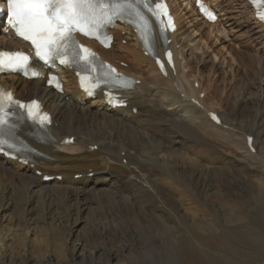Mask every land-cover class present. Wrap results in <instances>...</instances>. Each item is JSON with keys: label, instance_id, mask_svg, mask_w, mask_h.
I'll use <instances>...</instances> for the list:
<instances>
[{"label": "bare ground", "instance_id": "obj_1", "mask_svg": "<svg viewBox=\"0 0 264 264\" xmlns=\"http://www.w3.org/2000/svg\"><path fill=\"white\" fill-rule=\"evenodd\" d=\"M208 1L220 17L213 24L201 19L192 4L184 6L183 0H170L178 26L171 44L177 57L176 75L171 72L165 78L160 74L153 60L145 56L130 27L115 30L116 40L110 51L102 50L104 57L115 63H126V71L141 81L127 94V108L112 107L102 94L95 99L89 98L79 90L73 73L69 71L64 72V95L46 87L41 80L28 81L14 75L3 78L17 97L27 100L38 97L43 100L53 114L51 135L55 140L47 139L40 143L26 137L39 152L38 155H32L28 163L0 155V209H16L12 211V221L0 225L1 245L5 249L3 252L0 245V264H131L124 254L134 249L128 235L123 234L129 233V230L124 229L131 228L130 233L141 232V226L156 219L163 235L169 236L168 231L171 230L174 232L171 243L181 252L184 258L182 264H193L199 260L197 257H207L208 254L196 238L197 234L194 237L189 229L215 228L217 225L230 227L239 222L240 216H246V210L238 209L232 198V191L236 188L240 192L244 187L255 190L258 200L264 197V94L258 93L256 96L255 92H249L254 98L241 103L240 107H229L230 111L223 109L218 114L222 119L220 126L207 114L216 112L211 105L208 106L209 99L216 97L214 95L220 96L215 78L210 76L206 79L204 74L196 70L198 66H191L193 60H197L194 54L198 55L197 50H202L196 35L214 38L213 27L219 28L218 33L225 31L224 27L230 30L241 27L239 20L230 17L231 12H234L232 16L239 12V16L243 17L252 39H256L257 35L264 38V27L255 18L247 0ZM249 13H252V19L247 21L245 17ZM236 23L238 25L234 27ZM2 34L0 49L4 45L14 48L22 45V41L13 34H5V31ZM123 40H126L125 44ZM258 45L261 60L258 57L256 59L259 65L244 63L239 57L238 64H243L244 76L236 73L238 77L231 78L237 82L248 79V83L242 82L245 83L243 86L247 85L245 92L254 89L252 86L258 83L260 91L264 93V42ZM214 56L216 59L215 53ZM183 62L185 66L188 65L185 73ZM195 83H199L198 88ZM144 85H152L153 89L149 88V92L147 89L146 95H139L138 91L144 89ZM162 85L169 86L166 88ZM203 93L204 98H200ZM234 93L233 90L226 98ZM66 96H69L68 100ZM193 99L198 100L200 105L192 102ZM93 107V118H89L88 112ZM103 123L111 127L112 131L104 130ZM225 125L228 129L224 128ZM27 132H33V129L25 127L23 134ZM68 136L75 137L73 145L61 143ZM248 136L254 137L255 152L247 147ZM230 140L237 143L234 144L238 150H242L241 153L228 151L229 156L227 153L222 154V149L219 151L218 148L229 145ZM96 145L98 148L93 150ZM124 159H127L126 163ZM35 171L42 172V177L61 176L64 181L71 180L69 183L75 187L68 188L66 182L60 183L57 179L51 182L42 177L37 178ZM250 171L258 177L247 182L249 179L245 176ZM90 173H93L92 177ZM75 176L81 178L76 180ZM239 180L247 184L241 186ZM262 203L251 211L253 218L259 213L264 219V201ZM227 207L236 212L231 216L234 220L226 218ZM85 211L93 213L91 231L95 236L91 241L99 243L102 239H108L109 249L75 239L68 253L60 249L52 255L39 254L37 257L27 253V234L31 230L29 226L35 221H41L61 234L64 225L68 227L67 236L72 238L74 235L69 229L70 221L73 220L71 224H77ZM52 220L58 221V225L54 226ZM26 221L27 224L29 221L28 227H24ZM181 230H186L188 235L185 236ZM31 232L35 236L40 235L38 226L36 230L32 228ZM112 232L118 233L117 237L111 235ZM36 238L40 248L44 240L38 236ZM8 239L12 243L6 247ZM171 248H168L169 252ZM6 249L10 250L9 254L5 252ZM162 258L165 260L167 257L164 254ZM203 259L214 261L210 257Z\"/></svg>", "mask_w": 264, "mask_h": 264}, {"label": "rangeland", "instance_id": "obj_2", "mask_svg": "<svg viewBox=\"0 0 264 264\" xmlns=\"http://www.w3.org/2000/svg\"><path fill=\"white\" fill-rule=\"evenodd\" d=\"M233 13L234 12H231L230 17L236 18L237 21L239 20L242 23L241 27H239L238 29H231L230 30V28H225L223 26L225 31H223V32L220 31V33L217 32V30L219 28L213 27V28H211V30H213L214 38L213 37L212 38H205L203 36H202V38H200V36L196 35L195 36L196 40H197V42H199V47H201L202 50H197V52L199 51L198 55H197V53H196V55L194 54V56L197 57V60H193V62L191 63V66H193V68L194 67L196 68V66H198L196 68V70L201 72V74H204L206 79L211 78V77L215 78V81L219 87L220 96L214 95L216 97L210 98L209 100L211 102L209 101L208 106L211 105V107L213 109H216V111L219 112V114L222 113L223 109L226 112L230 111L232 106H235V108L240 107L241 103H244V102L248 101L249 99L254 98V96L249 94V92H251L252 94H254V92H255L256 96H258V93L261 95L264 94L263 90L260 91V89H259L260 87H259L258 83L255 85L256 87L252 86L254 89H250V90L245 92L244 89H246L247 85L243 86V85H245V83H242V82L248 83V79H246L245 81H242V82L240 80L238 82L233 81L234 78H233V80L231 79L232 77H236L237 75L238 76L241 75V77L244 76V71H243L244 66H243V64H238L239 57H240V59H243L245 61L244 63L251 62V63H255V64L257 63L256 66L259 65L257 59L260 58V60H261V54L259 52L260 46L258 44L260 42H264V38H260V35H257L256 39H252L253 37L249 36L250 35L249 28H247V24H245L243 17L241 15L239 16V12L232 16ZM249 19H252V13H249L248 16L245 17V20L248 21ZM238 23L234 24L233 26L236 27L238 25ZM230 24H233V22H231ZM256 26L257 25H255V27ZM220 28H221V26H220ZM0 35H2V34H0ZM236 40H238V42ZM235 41L237 44H235ZM122 43L125 44L126 40L122 41ZM231 43L234 46H232ZM230 48H232V49H230ZM200 51H201V54H200ZM233 51H235V52H233ZM227 52H228V54H227ZM214 53L217 55L216 59H215ZM236 55H238V57ZM226 61H227V63H226ZM213 62H215V63H213ZM182 66L185 67L183 73L187 72L188 71V65L186 64V66H185V62H183ZM208 66H210V67L208 68ZM211 71H212V73H211ZM217 73L219 76L217 75ZM236 73H237V75H236ZM261 73L263 74V72H261ZM212 74H214L215 77L212 76ZM230 79H231V81H230ZM263 79H264V76H263ZM227 82H228V84H227ZM230 83H232V84H230ZM241 83H242V85H241ZM151 86L152 85L145 86V88H144L145 91L148 89V92H149V90H150L149 88L153 89V87H151ZM163 86L166 87L165 85H162L161 87H163ZM168 86L169 85H167V87ZM227 87H228V89H227ZM223 88H225L224 91H222ZM144 89L138 91V94L139 95H143V94L146 95L148 92L146 91V93H145ZM226 89H227V91H226ZM233 90L235 91V93H234L235 95H232V96H234V98L232 96H230V98L227 97L228 98L227 99L226 96L230 92H232ZM258 90H259V92H258ZM222 92H223V94H222ZM236 92H237V94H236ZM68 93H69V91H68ZM65 99L68 100L69 96H66ZM220 102H221V104H220ZM218 105L220 106V109H219ZM221 107H222V109H221ZM229 107H230V109H229ZM170 108L171 107H169V109ZM93 112H95L94 107L91 108L88 112L89 118H91V117L93 118V114H92ZM102 126H103L104 130L106 129V131H109V132L112 131V128L109 127L106 123H103ZM224 128L228 129L227 126H224ZM231 141L232 140L229 141L230 142L229 145L224 146L225 148L224 147L218 148L219 151H221V149H222V151H221L222 154L224 153V155H226V153H227V155H229L228 151L241 153L242 150H240V149L238 150L236 148L235 144H237V143L234 141H232V142ZM66 153H70V152L66 151ZM122 154H124V152ZM125 162H126V159H125ZM34 175H35V177L37 176V178L42 177L41 172L35 171ZM89 176L92 177V175H89ZM245 177H247L249 179L247 181V182H249L251 180H254L258 176L255 172L250 171L249 173H247V175ZM55 178L58 179L60 181V183L62 181H64L62 177L54 176V178L51 180V182L56 180ZM80 178L81 177L75 176L76 180H79ZM70 181L71 180H65L64 181L67 183V187L68 188L72 187V186L75 187V185L69 183ZM263 181H264V178H263ZM238 183L241 184V186L243 184H247L243 180H239ZM108 189L110 191H112V189H110V188H108ZM235 191H232V198L234 197V200L236 201L235 203L237 204V205L236 204L235 205H236V207L238 206L237 207L238 209H241V210L245 209L247 215L246 216L245 215L240 216V219H238L239 222L233 223L232 225H230V227L223 228L220 225H217L218 227L216 226L215 228L189 229L191 231L190 233L193 234L194 237L197 234L196 238L201 242L202 246L205 248V252L208 254L207 257L214 259V261L212 262V261H209V259H203V258H207V257L202 258L201 256H199V257H197V259H199V260H196L193 264H264V219H262V217L259 215V213H256V218H253L251 216L252 215L251 211L254 210L255 208H257V206L259 204H260V206L263 204L262 201H264V197H261L260 200H258L256 197L257 193L255 192V190H252V189L246 188V187H244L242 189V192H240L238 190V188H236ZM51 194H52V192H51ZM86 195H88V194H86ZM89 196L90 195H88V197ZM263 196H264V193H263ZM105 205L107 206V203H105ZM93 208H94V206H93ZM13 209H15V207L8 208L7 210L0 209V225L1 224L7 225L9 223V221L10 222L12 221V219H10L12 211L13 212L16 211V209L15 210H13ZM203 209L206 212L208 210V209L202 208V210ZM226 209H227L226 218L233 219L231 216L236 212L234 210H230L228 207ZM165 211L167 212V210H165ZM247 211H248V213H247ZM19 212H20V210H19ZM208 212H209V210H208ZM9 213H10V215H9ZM211 218H213V217L211 216ZM92 220H93V213H90L88 211L82 212V216L80 217V220H79V222H77V224H71L73 222V220H71L70 224H69V229H71V231L73 232L74 236H72V238L67 236V233H68L67 228L68 227H66L64 225H62V229H61L62 234H61L58 231L52 230L51 228L47 227L46 225L41 223V221H35V223L33 225L29 226L31 230L27 234V246H26L25 250L27 251V253L30 252L31 254H34V256H36V257L39 254L44 255V256L47 254L52 255L54 252L57 251V249L63 250L64 253H68V250L72 245L71 242H73L75 239L86 240L89 242V244L91 246H98V247H102L105 249H109L110 242L108 241V239H106V240L102 239L101 241H99V243H94L91 241L95 236V235H93V231H91V226L93 225ZM98 220H95V222L96 221L98 222ZM50 222H51V220H50ZM215 222L218 224L217 221H215ZM52 223L55 226V225H58L59 222L58 221L55 222V220H52ZM21 224H23V223H21ZM25 224H24V227H28L29 221H28V224H27V221ZM37 226L39 227L40 235L35 236L34 234H32L31 231H32V228H34V227L36 230ZM159 226L161 227L158 220L156 219V220H152V222H150L148 225L141 226V228H139L140 230L142 229L141 232L130 233V232H132L131 228L128 227V229H124L127 231L129 230L128 231L129 233H123V234L126 236L128 235L127 237L130 238V240L132 242V246H133L132 248L134 249L133 251L127 252V254H124V257H126L128 259L127 261H131V264H182L183 263L184 258L182 257L181 252H179V249L177 247H175V244L171 243V235H174V232L172 230L168 231L169 236H165V235H163L162 231H159ZM232 226H234V227H232ZM122 227L126 228V226H122ZM181 232L185 236L188 235L186 230H181ZM58 233H59V235H58ZM121 234L122 233H120V235ZM111 235H113L114 237H117L118 233L117 234L113 233ZM37 236L41 237L40 239L44 240V243L40 246V248L36 244V239H37L36 237ZM178 240H179V238H178ZM1 243L2 242L0 240V245H1ZM5 243H6V247H7L8 244L12 243V240L8 239ZM160 243H161V245L159 246ZM59 244H60V246H59ZM177 244H176V246H177ZM152 246L154 249L152 248ZM1 248H2V251L4 252L5 249H4L3 245H1ZM168 248L172 249L171 252L168 251ZM5 252H7L9 254L10 250L6 249ZM210 253H214V254L210 255ZM219 253H220V255H219ZM164 254L167 257L166 258L167 260L166 259L164 260L162 258V256H164ZM216 254H217V256H216ZM204 256H206V255H204ZM200 261H201V263H200Z\"/></svg>", "mask_w": 264, "mask_h": 264}, {"label": "snow or ice", "instance_id": "obj_3", "mask_svg": "<svg viewBox=\"0 0 264 264\" xmlns=\"http://www.w3.org/2000/svg\"><path fill=\"white\" fill-rule=\"evenodd\" d=\"M264 4V0H254ZM11 10L12 27L16 29L18 36L30 41L35 46L36 54L45 61L51 60L54 56L60 58L62 64L70 61L65 58L71 50L77 59H83L88 65H92L95 54L88 48L75 42L73 33L77 30L89 35H97L100 30L111 24L115 18L134 16L138 28L147 25L148 21L141 11V5L159 19L166 14V6L154 4V0H7ZM163 10V11H158ZM211 16V14L209 13ZM264 19V11L259 13ZM214 18V17H212ZM162 23V21H161ZM169 23L171 18L169 17ZM142 30V29H141ZM143 36V30H142ZM74 45V47H72ZM83 49L84 56L80 55L78 49ZM169 58L171 53L168 54ZM30 57L23 52H0V70L4 67L10 70L23 71L25 75H39L34 69L30 70ZM163 67V64H161ZM110 71L111 66H107ZM55 79V78H53ZM5 100L8 104L19 103L13 101L11 92L0 93V125L7 124L8 113L5 107ZM29 107V115L33 119L38 116L39 104L33 101ZM45 114L41 123L47 120ZM7 141L0 139V144ZM0 151L3 148L0 147Z\"/></svg>", "mask_w": 264, "mask_h": 264}]
</instances>
